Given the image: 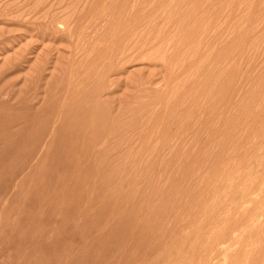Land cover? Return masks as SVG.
Instances as JSON below:
<instances>
[{
  "label": "rangeland",
  "instance_id": "obj_1",
  "mask_svg": "<svg viewBox=\"0 0 264 264\" xmlns=\"http://www.w3.org/2000/svg\"><path fill=\"white\" fill-rule=\"evenodd\" d=\"M0 264H264V0H0Z\"/></svg>",
  "mask_w": 264,
  "mask_h": 264
}]
</instances>
